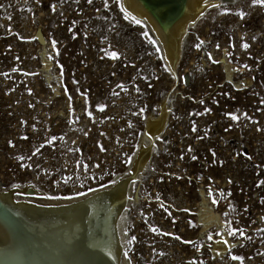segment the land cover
I'll return each mask as SVG.
<instances>
[{"label":"rangeland","instance_id":"rangeland-1","mask_svg":"<svg viewBox=\"0 0 264 264\" xmlns=\"http://www.w3.org/2000/svg\"><path fill=\"white\" fill-rule=\"evenodd\" d=\"M103 3L0 0V190L76 198L130 174L142 144L117 264H264V4L208 0L171 67L147 22Z\"/></svg>","mask_w":264,"mask_h":264},{"label":"bare ground","instance_id":"bare-ground-1","mask_svg":"<svg viewBox=\"0 0 264 264\" xmlns=\"http://www.w3.org/2000/svg\"><path fill=\"white\" fill-rule=\"evenodd\" d=\"M122 1L154 31L171 67L177 61L187 24L208 4V0ZM164 111L158 119L149 121L147 134L152 137ZM145 150L141 144L130 174L76 198L39 202L26 196L39 193L29 186L0 190V264H117L120 256L112 226L124 206L130 178L148 155ZM18 194L22 198L17 199Z\"/></svg>","mask_w":264,"mask_h":264},{"label":"snow or ice","instance_id":"snow-or-ice-1","mask_svg":"<svg viewBox=\"0 0 264 264\" xmlns=\"http://www.w3.org/2000/svg\"><path fill=\"white\" fill-rule=\"evenodd\" d=\"M91 2H92V0H89V3H91ZM251 3H252V4H264V0H251ZM108 6H109V5H108V0H104L103 7L107 8ZM208 7H212V5L209 4ZM121 11L124 12L125 19H128L130 14L124 9L123 5H121ZM200 15L203 16L204 13L201 12ZM239 15H240L241 17H243V16L245 15V13L241 11V12L239 13ZM131 18H132V20H133L134 23H136V24L141 23V21L138 20V19H136L134 16L131 17ZM145 35H146V33H145ZM32 38L34 39L35 37H32ZM55 43H56V41L53 40V41H52L53 47H55ZM204 43H205V42H204L203 40H201V41H199V43H197V44L195 45V47H196V48H200L201 45H203ZM217 47H218V45H217ZM243 47L247 48L248 45H247V44H244ZM108 54H109L112 58H116V57H118V55H119V53L116 52V51H111V52L108 53ZM209 58L211 59V57H209ZM15 70H16V69H13V71H15ZM166 70H167V71H170V69H166ZM120 87L123 88V85H120ZM29 91H31V90L29 89ZM114 95H115V93H114ZM201 103H203V101H201ZM97 107H99L101 110H103L104 105H103V104H98ZM141 111H142V110H141ZM207 111H209V109L206 108V109H205V112H207ZM89 115H91V113H89ZM229 115L232 116V119H233V120L238 119V117H237L235 114H231V113H230ZM55 139H56V137H55V136H52L51 139L45 141V144H51L52 141H54ZM10 143H11V142H10ZM18 159L23 160L24 157H23V156H19ZM193 159H195V157H193ZM127 162L130 163V162H131V159L129 158V160H128ZM21 166H23V165H21ZM110 182H111V181H110ZM211 194H212V193H211V189H210V190H209V195H211ZM76 195H81V193L78 192V193H76ZM213 203H215V200L213 201ZM262 219H264V218H262ZM156 230H157V229H155V228L153 229V231H156ZM232 231L235 232L236 230L233 229ZM230 234H231V233H230ZM241 234H242V233H241ZM135 239H136L135 236L131 237V239L128 240V244H131L132 241L135 240ZM125 255H127V253H125ZM234 259H239V257H234Z\"/></svg>","mask_w":264,"mask_h":264},{"label":"clouds","instance_id":"clouds-1","mask_svg":"<svg viewBox=\"0 0 264 264\" xmlns=\"http://www.w3.org/2000/svg\"><path fill=\"white\" fill-rule=\"evenodd\" d=\"M220 217L216 214L215 209L206 208L198 217V221L205 229H210L218 225Z\"/></svg>","mask_w":264,"mask_h":264}]
</instances>
